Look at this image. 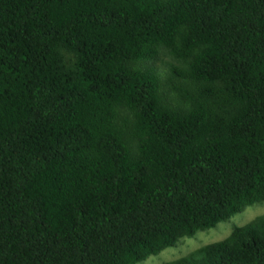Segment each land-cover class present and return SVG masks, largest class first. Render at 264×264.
Here are the masks:
<instances>
[{
    "label": "trees",
    "instance_id": "trees-1",
    "mask_svg": "<svg viewBox=\"0 0 264 264\" xmlns=\"http://www.w3.org/2000/svg\"><path fill=\"white\" fill-rule=\"evenodd\" d=\"M260 202L264 0H0V264H137ZM166 264H264V216Z\"/></svg>",
    "mask_w": 264,
    "mask_h": 264
},
{
    "label": "rangeland",
    "instance_id": "rangeland-1",
    "mask_svg": "<svg viewBox=\"0 0 264 264\" xmlns=\"http://www.w3.org/2000/svg\"><path fill=\"white\" fill-rule=\"evenodd\" d=\"M171 62L169 57L161 55L154 63V67L164 72ZM264 216V202L256 203L247 207L244 211L235 214L231 219L220 222L215 228L198 232L193 237H186L174 246L167 248L158 255H153L137 264H166L185 257L195 250L211 243L227 239L236 227H242L256 218Z\"/></svg>",
    "mask_w": 264,
    "mask_h": 264
}]
</instances>
